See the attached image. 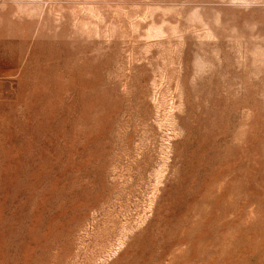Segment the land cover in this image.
Instances as JSON below:
<instances>
[{
	"label": "rangeland",
	"instance_id": "obj_1",
	"mask_svg": "<svg viewBox=\"0 0 264 264\" xmlns=\"http://www.w3.org/2000/svg\"><path fill=\"white\" fill-rule=\"evenodd\" d=\"M0 264H264V0H0Z\"/></svg>",
	"mask_w": 264,
	"mask_h": 264
}]
</instances>
